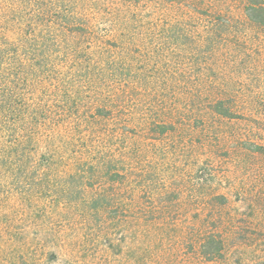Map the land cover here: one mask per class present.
Returning <instances> with one entry per match:
<instances>
[{
    "label": "rangeland",
    "instance_id": "1",
    "mask_svg": "<svg viewBox=\"0 0 264 264\" xmlns=\"http://www.w3.org/2000/svg\"><path fill=\"white\" fill-rule=\"evenodd\" d=\"M215 1L205 10L231 26L212 45L217 18L186 8L168 11L157 39L111 48L124 75L106 81L114 121L95 140L123 177L26 207L0 236L25 248L0 249V264H264V28L245 18L247 0ZM231 92L239 119L202 110Z\"/></svg>",
    "mask_w": 264,
    "mask_h": 264
},
{
    "label": "trees",
    "instance_id": "2",
    "mask_svg": "<svg viewBox=\"0 0 264 264\" xmlns=\"http://www.w3.org/2000/svg\"><path fill=\"white\" fill-rule=\"evenodd\" d=\"M213 3L0 0V236L13 238V224L26 215V207L72 202L81 198L82 191L92 190L95 181L102 180L103 185L123 177L112 171L117 166L104 157L95 140L101 126L114 121L112 101L103 92L106 81L124 75L111 48L157 39L151 31L164 30L173 22L166 18L168 11L183 13L186 8L217 18L211 22L214 34L206 38L212 45L219 39L215 34L231 26L226 15H209L205 10ZM243 12L248 21L264 28L262 0L245 1ZM218 80L207 81L217 86ZM236 99L232 92L206 96L202 110L210 116L239 119ZM106 201L102 194L94 199L98 206H106ZM11 242L0 249L25 248ZM213 242L208 237L204 247ZM219 252L220 246L216 255Z\"/></svg>",
    "mask_w": 264,
    "mask_h": 264
}]
</instances>
